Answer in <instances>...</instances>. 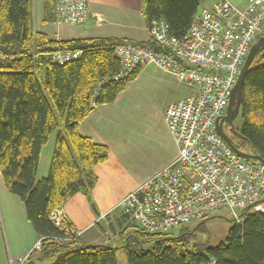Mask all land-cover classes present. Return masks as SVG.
<instances>
[{
    "label": "trees",
    "instance_id": "1",
    "mask_svg": "<svg viewBox=\"0 0 264 264\" xmlns=\"http://www.w3.org/2000/svg\"><path fill=\"white\" fill-rule=\"evenodd\" d=\"M44 3L46 15L52 14L53 0ZM199 5L200 0H145L142 14L147 27L161 19L170 34L180 37ZM118 43L155 48L150 39L55 41L40 32L33 34L31 0H0V51L6 56L0 60V173L8 192L24 203L38 239L42 238L40 255L49 258L48 263L30 258L26 264H117L118 251L124 253L126 264H264L263 213L246 215L241 225L231 219L225 240L215 246L194 238L211 215L192 228L180 226L177 233H150L125 223L123 242L116 247L80 244L67 221L61 227L50 221L49 214L73 195L82 193L90 199L96 181L93 168L108 157L107 148L82 136L78 127L94 107L111 103L138 73L137 69L119 76L120 64L113 53ZM60 49L81 53L58 64L51 54ZM261 53L243 79L239 109L243 122L236 129L241 138L236 139L240 150L264 159ZM43 89L56 110L65 114V122L53 144L48 174L36 179L40 151L58 129Z\"/></svg>",
    "mask_w": 264,
    "mask_h": 264
},
{
    "label": "built area",
    "instance_id": "2",
    "mask_svg": "<svg viewBox=\"0 0 264 264\" xmlns=\"http://www.w3.org/2000/svg\"><path fill=\"white\" fill-rule=\"evenodd\" d=\"M53 8L61 24L82 26L90 17L86 0H55ZM147 28L155 48L134 43L113 47L119 76L154 65L193 93L171 103L164 114L177 144V158L124 196L117 207L136 227L150 233H170L219 211H228L233 221L241 223L249 205L264 213V205L258 204L264 199V164L237 156L216 131V120L227 112L252 44L264 37V0H246L243 7L216 0L197 12L180 37L170 34L161 19ZM80 53L55 51L51 59L63 64ZM5 58L0 51V60ZM50 221L61 227L67 219L57 208ZM41 246L39 238L25 255L9 256L8 262L24 264Z\"/></svg>",
    "mask_w": 264,
    "mask_h": 264
},
{
    "label": "crops",
    "instance_id": "3",
    "mask_svg": "<svg viewBox=\"0 0 264 264\" xmlns=\"http://www.w3.org/2000/svg\"><path fill=\"white\" fill-rule=\"evenodd\" d=\"M233 1L239 7L246 3V0ZM86 2L90 13L88 21L82 26H70L56 21L54 8L52 14L46 15L44 0H31L33 34L40 32L55 41L99 37L135 43L149 41L142 14L145 0ZM215 2L201 0L199 10ZM95 17L100 20L98 23ZM192 93V88L179 83L169 73L154 65L142 66L111 103L94 107L82 121L79 133L105 146L108 157L93 168L96 181L90 199L77 193L61 207L63 216L77 233L78 243L94 245L99 238L110 240L123 232L124 228L119 233L115 231L112 224L120 213L117 206L124 196L177 158V144L165 124L164 114L171 103ZM56 135L54 132L40 151L36 179L48 174ZM0 216L5 233L4 239L0 236V264H7L8 254L14 258L25 255L38 236L26 217L24 203L8 192L1 173ZM119 220L122 216L118 218L119 227L127 223L122 220L120 224ZM31 260L49 262V258L39 252L33 253Z\"/></svg>",
    "mask_w": 264,
    "mask_h": 264
},
{
    "label": "rangeland",
    "instance_id": "4",
    "mask_svg": "<svg viewBox=\"0 0 264 264\" xmlns=\"http://www.w3.org/2000/svg\"><path fill=\"white\" fill-rule=\"evenodd\" d=\"M230 1L235 3L233 0H230ZM200 7H201V0H200L199 8ZM43 92H44V95L47 98L49 105L51 106V109L53 110V113L55 114V117L57 119V123H58V129L56 130V134H57L58 132L62 131V129L64 127L65 114L61 115L56 110V108L54 107L51 99L46 94L44 89H43ZM242 122L243 121H242L241 113L239 112L237 114V117L234 120V123H233L234 127L236 129H239L242 126ZM52 139H53V136L51 137L50 142H52ZM121 215L125 216V219L127 221L126 224L134 225L133 222H131L130 219L126 215L119 213V215H116L112 220V224L115 227V231H118V233L123 228H126L125 227L126 225H124L123 227L118 226V218H121ZM230 220H231V217H230V214L228 213V211H219L217 213H214L210 216V218H208L204 222L201 229L196 232V236L194 238L197 241H200L203 244H206L207 246L218 245L220 242H223L226 238L228 229L232 225ZM196 224H197V222H191L188 224V227L192 228ZM177 231H178V229H174L172 232L177 233ZM3 232H4L3 231V223H2L1 216H0V236L4 239L5 233L3 234ZM107 238L108 237H105L102 239L99 238V241L93 242V243H95L94 245H111L112 247H116L117 245H120L123 242V237L121 236V234L115 235V238L110 237V240H107ZM10 257L14 259L13 256H10ZM116 260H117V264H126L125 263V256H124V253L122 251L116 252ZM7 261H9V254L7 255ZM7 264H10V263L7 262ZM13 264H16V263H13Z\"/></svg>",
    "mask_w": 264,
    "mask_h": 264
},
{
    "label": "water",
    "instance_id": "5",
    "mask_svg": "<svg viewBox=\"0 0 264 264\" xmlns=\"http://www.w3.org/2000/svg\"><path fill=\"white\" fill-rule=\"evenodd\" d=\"M262 51V56L264 57V37L257 39L251 46L249 53L244 61V64L238 74L236 83L232 89L228 106H227V113L225 116L216 120V131L225 141V143L229 146V148L239 157L245 159L246 161L255 160L264 164V159L261 158L259 155L250 154L248 152L241 151L236 145H234L229 137L222 131L221 124L226 121L231 126V132L237 138H241V135L235 130L232 122L237 117L240 109V99H241V88L245 73L247 72L248 68L251 66L254 58ZM261 201H264L261 200Z\"/></svg>",
    "mask_w": 264,
    "mask_h": 264
},
{
    "label": "bare ground",
    "instance_id": "6",
    "mask_svg": "<svg viewBox=\"0 0 264 264\" xmlns=\"http://www.w3.org/2000/svg\"><path fill=\"white\" fill-rule=\"evenodd\" d=\"M54 4H55V0H53V6H54ZM206 9V8H205ZM205 9H202V10H199V8H198V11H203V10H205ZM197 11V12H198ZM197 12L194 14V16H193V18H192V20H191V23H190V25L192 24V22H193V20H194V18L196 17V15H197ZM97 18L95 17V20H96ZM190 25H189V27H190ZM189 29V28H188ZM187 29V30H188ZM186 30V31H187ZM185 31V32H186ZM64 50H70V49H60V50H56V51H64ZM5 55V54H4ZM246 59V58H245ZM236 83V82H235ZM227 113V112H226ZM226 115V114H225ZM224 115V116H225ZM223 117V116H222ZM237 131V130H236ZM219 134V133H218ZM222 138V137H221ZM224 141V140H223ZM225 142V141H224ZM229 147V146H228ZM242 151V150H241ZM250 161H255V160H250ZM258 162V161H257ZM261 163V162H260ZM263 200V199H262ZM263 202V203H262ZM258 204H261V205H264V201H259L258 202ZM118 208V207H117ZM119 209V208H118ZM56 210V209H55ZM55 210H53V211H55ZM52 211V212H53ZM51 212V213H52ZM50 213V214H51ZM120 213H121V211H120ZM254 213H263V212H257V211H255L254 210V206H251V205H249L248 206V208H247V211H246V215H249V214H254ZM50 214H49V219H50ZM122 214V213H121ZM264 214V213H263ZM212 215V214H211ZM233 220V219H232ZM68 222V221H67ZM198 222V221H197ZM235 222V221H234ZM236 224H239V225H241L243 222H241V223H238V222H235ZM135 226V225H134ZM179 228V227H178ZM177 228V229H178ZM76 236H77V233H76ZM77 238V237H76ZM77 241H80V240H77ZM35 252H39V251H34V252H32V254L33 253H35ZM32 254L30 255V257L27 259V260H29L30 258H31V256H32ZM27 260H26V262H27ZM26 262L24 263V264H26Z\"/></svg>",
    "mask_w": 264,
    "mask_h": 264
},
{
    "label": "flooded vegetation",
    "instance_id": "7",
    "mask_svg": "<svg viewBox=\"0 0 264 264\" xmlns=\"http://www.w3.org/2000/svg\"><path fill=\"white\" fill-rule=\"evenodd\" d=\"M234 123V121L232 122V124ZM234 126V124H233ZM221 127H222V131L229 137V139L231 140V142L238 146V142H237V139H236V136L233 135V132H231V126L228 122L224 121L222 124H221ZM235 128V127H234ZM236 130V128H235Z\"/></svg>",
    "mask_w": 264,
    "mask_h": 264
}]
</instances>
